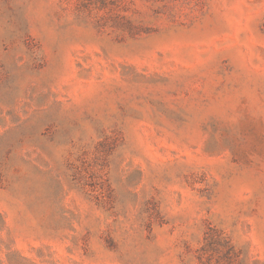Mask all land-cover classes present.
Wrapping results in <instances>:
<instances>
[{
    "label": "rangeland",
    "instance_id": "1",
    "mask_svg": "<svg viewBox=\"0 0 264 264\" xmlns=\"http://www.w3.org/2000/svg\"><path fill=\"white\" fill-rule=\"evenodd\" d=\"M0 264H264V0H0Z\"/></svg>",
    "mask_w": 264,
    "mask_h": 264
}]
</instances>
